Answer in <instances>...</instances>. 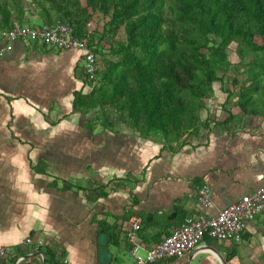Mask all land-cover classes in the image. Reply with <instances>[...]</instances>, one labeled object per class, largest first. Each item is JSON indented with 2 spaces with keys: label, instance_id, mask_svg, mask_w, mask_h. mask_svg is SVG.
<instances>
[{
  "label": "crops",
  "instance_id": "0c3cea01",
  "mask_svg": "<svg viewBox=\"0 0 264 264\" xmlns=\"http://www.w3.org/2000/svg\"><path fill=\"white\" fill-rule=\"evenodd\" d=\"M27 16L38 19L33 7ZM3 32L0 247L11 254L0 264H133L131 217L142 220L135 252L146 255L185 217L217 216L264 186L263 116L221 111L227 95L218 92L205 113L234 120L204 139L168 144L123 127L91 131L90 116L73 110L75 94L87 91L83 52ZM204 185L209 207L197 199ZM155 264H264V211L247 222L242 242L206 237L184 257Z\"/></svg>",
  "mask_w": 264,
  "mask_h": 264
},
{
  "label": "trees",
  "instance_id": "16d2710c",
  "mask_svg": "<svg viewBox=\"0 0 264 264\" xmlns=\"http://www.w3.org/2000/svg\"><path fill=\"white\" fill-rule=\"evenodd\" d=\"M32 7L42 25L69 22L89 40L94 15L107 18L100 41L90 40L102 69L96 83L84 74L87 91L73 103L91 131L123 127L185 143L210 131L203 111L218 92L244 115L264 117V0H0V31L29 24ZM233 120L229 112L214 126Z\"/></svg>",
  "mask_w": 264,
  "mask_h": 264
},
{
  "label": "built area",
  "instance_id": "2783aa9c",
  "mask_svg": "<svg viewBox=\"0 0 264 264\" xmlns=\"http://www.w3.org/2000/svg\"><path fill=\"white\" fill-rule=\"evenodd\" d=\"M10 41L29 40L57 50H80L83 52V70L85 76L93 82L97 81L100 63L95 45L88 37H78L74 26L69 22H57L53 26H32L14 22L13 26L3 32ZM6 48L0 50L2 54ZM198 202L204 207L212 203L208 185L197 191ZM264 211V186L253 194L243 196L240 201L222 209L217 216L205 215L187 216L183 222L174 227L171 234L166 236L155 247L147 251L145 256L136 254L138 235L142 220L138 216L130 218L126 226V237L132 244L130 250L134 258L133 264H155L173 258L184 257L188 252L198 248L206 237L222 241L242 242L247 222L254 220ZM33 242L31 239L27 243ZM39 248L43 242L36 244ZM11 254L8 247H0V262Z\"/></svg>",
  "mask_w": 264,
  "mask_h": 264
},
{
  "label": "rangeland",
  "instance_id": "374dc122",
  "mask_svg": "<svg viewBox=\"0 0 264 264\" xmlns=\"http://www.w3.org/2000/svg\"><path fill=\"white\" fill-rule=\"evenodd\" d=\"M30 20V22H29V24L30 25H32V26H36V25H38V26H42V22L39 20V19H37V20H32V18H30L29 19ZM106 21H107V18H105L102 14H100V13H98V14H96V15H94V17H93V19H92V21L89 23L90 24V26H89V28H88V31H89V34L91 35V37H90V40H98V41H100V38H101V33H102V31H103V27H104V25L106 24ZM91 42V41H90ZM101 43V42H100ZM100 46V48L102 49H106V48H108L109 47V44L108 43H105V42H102L101 43V45H99ZM232 47V53H231V58H233V59H235V61H237L238 62V57L236 56V54H235V49H236V45H232L231 46ZM99 52L100 51H98L97 50V54H98V62L100 63L99 65H100V69H102V66H101V61H102V58L100 57V54H99ZM232 61V60H231ZM81 65L83 66L84 65V61H82L81 62ZM242 78H244L243 76H241V79ZM96 83V82H95ZM229 89L230 88V85H227L226 86V88L225 89ZM235 99H233L232 100V102L231 103H229L228 105H226L225 104V102H224V106H225V108L226 109H224L223 107L221 108V111H224V110H230L231 108H234V107H236V106H234L235 105V102H233ZM207 103H209V101H207ZM220 104V103H219ZM228 106V107H227ZM230 108V109H229ZM237 108V107H236ZM206 113L203 111V118L205 119L206 117H210V119H212L213 117H211V116H209V114H206ZM221 115V114H220ZM217 116V115H216ZM114 117V116H113ZM220 117V116H219ZM226 120H227V118H226ZM212 121H214V122H220V121H216V118H213L212 119ZM214 122H211L210 124H211V127H215L214 126ZM221 123V122H220ZM90 124H92V126H94L95 125V123H93V122H91ZM96 127H98V126H96ZM96 127L94 128V130L93 131H95V130H97L96 129ZM99 130V129H98ZM102 130V128L99 130V132ZM207 133H208V130H205V129H202L201 131H200V135L198 136V137H193V138H191V140H193V141H196V140H200V139H204L205 137H206V135H207ZM137 254H140V255H142V256H145L144 254L145 253H142L141 254V251L139 252L138 251V253Z\"/></svg>",
  "mask_w": 264,
  "mask_h": 264
}]
</instances>
